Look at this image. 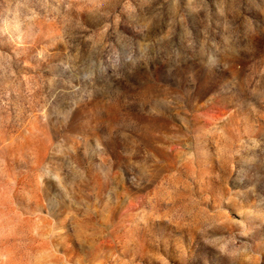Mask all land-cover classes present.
Wrapping results in <instances>:
<instances>
[{
    "label": "rangeland",
    "instance_id": "obj_1",
    "mask_svg": "<svg viewBox=\"0 0 264 264\" xmlns=\"http://www.w3.org/2000/svg\"><path fill=\"white\" fill-rule=\"evenodd\" d=\"M0 264H264V0H0Z\"/></svg>",
    "mask_w": 264,
    "mask_h": 264
}]
</instances>
